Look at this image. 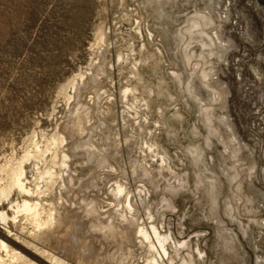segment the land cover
I'll return each instance as SVG.
<instances>
[{
  "label": "rangeland",
  "instance_id": "374dc122",
  "mask_svg": "<svg viewBox=\"0 0 264 264\" xmlns=\"http://www.w3.org/2000/svg\"><path fill=\"white\" fill-rule=\"evenodd\" d=\"M201 16L210 24L189 36V20ZM98 31L106 44L91 47ZM119 52L138 61V103L120 97L131 66L127 60L119 71ZM101 62L114 65L115 101L109 111L94 98L83 138L105 149L118 172L103 173L77 151L69 196L85 188L84 197L107 199L121 181L136 191L140 214L148 205L162 232L187 242L181 255L191 252L195 264H264V0H0V164L19 157L33 133L51 134L63 122L64 87ZM88 87L82 100L98 90ZM115 130L133 137L119 149L122 163L110 156L107 134ZM151 136L182 180L169 183L177 191L132 174L131 161L142 158Z\"/></svg>",
  "mask_w": 264,
  "mask_h": 264
},
{
  "label": "bare ground",
  "instance_id": "6f19581e",
  "mask_svg": "<svg viewBox=\"0 0 264 264\" xmlns=\"http://www.w3.org/2000/svg\"><path fill=\"white\" fill-rule=\"evenodd\" d=\"M209 21L211 20L203 16L192 18L185 31L191 36L193 29L207 26ZM95 35V43L91 47L95 44L102 46L106 42L105 34L98 31ZM208 38L213 45L215 42ZM186 44L191 45L190 41ZM205 46L207 44L202 43V47ZM127 60H130L131 67L126 86H121L120 97L126 102L132 97L133 102H137L142 98L138 90L141 82L138 61L131 60L130 57L124 60L122 54L118 53L119 71L122 63ZM186 60L188 62L190 56L186 55ZM114 69L112 63L105 65L101 62L89 74L78 72L74 75L67 87H64L69 91L63 95L68 106L63 122L51 134L43 133L39 138L33 133L26 140L19 157H11L12 159L0 164V264H195L191 252L181 255V250L186 249L184 247L189 248L187 242L176 241L171 234L162 232L148 205L144 206V215L140 214L136 191L127 184L114 180L108 189L107 199L101 195H90L86 198L82 193L85 188L81 192L77 190L78 195L69 196L70 192L75 193L71 191V187L77 171L71 169V157H75L77 151L83 153L80 157L94 164L103 173L118 172L116 167L110 165L105 149L102 150L94 144L91 137L83 138L92 119L94 98L104 100L105 107L112 110L115 100L110 93V87L113 86ZM193 74L196 73L193 71ZM200 75L202 82L208 79L204 70L200 71ZM178 79L180 81L179 76ZM204 84L214 91L215 88L206 81ZM88 86L98 90L93 92V97L89 96V101L86 98L82 100L86 97H82V92ZM209 119L207 121L210 123ZM131 123L135 129L143 130V125L135 122V118ZM107 139L114 143L110 156L114 155L115 160L119 159L122 163L119 149L124 145L129 147L133 143V137L126 133L121 135L115 130L107 134ZM145 146L146 151H143L142 158L131 161L132 174L138 170L151 183L158 184L163 180L167 183L166 190H176L169 183L175 178L179 187L181 179H177L167 154L152 136L145 142ZM191 152L195 154L196 150ZM148 157L156 162L155 168L146 162ZM27 168L31 169L30 178ZM118 168L121 169L122 166ZM138 185L134 189L141 193L143 183ZM75 198L78 199L77 203L74 202ZM131 243L139 245L143 250L141 257L134 255L133 249L129 247Z\"/></svg>",
  "mask_w": 264,
  "mask_h": 264
}]
</instances>
